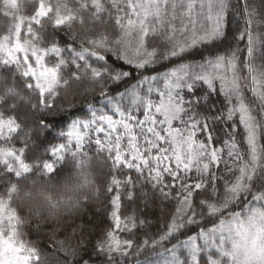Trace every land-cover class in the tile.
<instances>
[{
	"label": "snow or ice",
	"instance_id": "snow-or-ice-1",
	"mask_svg": "<svg viewBox=\"0 0 264 264\" xmlns=\"http://www.w3.org/2000/svg\"><path fill=\"white\" fill-rule=\"evenodd\" d=\"M21 6L0 0V17L15 21L0 24V264L47 260L23 238L29 221L16 199L38 231L100 190L110 222L92 247L104 264L142 253L152 264L157 248L155 264H264V0H23L28 15L17 16ZM233 16L243 23L235 31ZM119 62L143 74L114 93L130 76ZM85 81L93 87L84 92L99 88L105 103H88L87 118L44 144L61 93ZM213 93L220 107L209 104ZM217 123L227 127L219 139ZM88 145L110 161L99 182L87 171ZM69 156L75 175L54 197L40 181ZM157 198L172 210L139 240L150 222L138 204ZM200 222L212 227L177 240ZM74 238L56 242L65 264H87L84 241Z\"/></svg>",
	"mask_w": 264,
	"mask_h": 264
},
{
	"label": "trees",
	"instance_id": "trees-1",
	"mask_svg": "<svg viewBox=\"0 0 264 264\" xmlns=\"http://www.w3.org/2000/svg\"><path fill=\"white\" fill-rule=\"evenodd\" d=\"M22 6L19 12L16 13L17 16L28 15V10L23 6V0H21ZM261 0H257V3H260ZM15 21L11 17L4 19L0 17V24H11ZM232 31H235L237 27H243V23L240 20L239 16H233L231 23L229 25ZM57 40H61L62 36L57 35L55 37ZM63 39H67L63 37ZM235 45V42H232ZM240 47L243 49L244 45L241 44ZM205 56L208 55V52L203 53ZM115 57H113V60ZM196 59H199V55L196 56ZM117 67H122V70L129 71L130 76L126 83L121 84L119 88L113 89V92H123L125 88L130 85L134 86L136 81L139 80L143 73L137 71L134 66L123 64L119 62ZM156 69V72H163L166 70L165 67L160 65H153ZM156 72L152 74L155 75ZM88 87H93V85L87 83L86 81L79 85H72V88L67 92L61 93L60 100H57L56 110L52 113H49L47 116V123L49 125L47 135H41L40 140L44 144L49 143H59V133L61 131L67 130V125L73 119H83L87 118L89 114V109L87 107L88 103H94L97 108H100L105 101L98 99L99 88L96 89V92L85 93L84 89ZM223 99L222 96L218 97L213 93L209 104L214 103L216 107H220V102ZM34 102V101H33ZM63 102V103H62ZM69 104L72 107L69 108ZM64 109V110H62ZM41 118L40 113L35 114V119L39 120ZM29 120H32V117H29ZM217 128V138L223 136V132L219 131L221 128L227 130L225 125L220 123L216 124ZM40 141H35V144L30 145L33 148V151L36 152L37 147H39ZM219 146V145H217ZM86 151L89 154V168L87 171L91 174L90 178H95L98 182L105 178L110 170V161L107 159L106 152H100L95 148L94 145L86 146ZM33 153H29L31 157ZM38 155L43 154V147H39ZM62 165V166H61ZM61 165L56 166L55 174L45 177L41 180V183H48L50 185L53 196L55 197L60 191V186L65 179L75 175V166L72 161L71 156L67 157L66 162H61ZM38 179L36 176H30L29 180ZM3 183V182H0ZM2 191V189H0ZM107 200L106 194L103 190H100L96 193L95 197L90 199L87 203L81 204L80 208L77 209L73 214L69 215L64 213V216L59 221H46L41 222L39 230L37 231V223L35 219L29 220L27 214V206L23 204L19 199H16L12 204V207L18 208L20 210L21 219L29 221L25 223L22 227L24 233V239L29 241L31 244L35 245L40 249L41 253L47 257V260L44 261V264H65V258L62 252L59 251L57 246V241L66 240L70 235L75 233V238L73 243L78 240L83 239L86 251L82 248L81 255H83L84 260L87 264H104L106 257L103 255H98L94 250L92 245L97 241V234L103 231L108 223L110 218L108 216V209L106 207ZM130 207H136L132 205ZM172 210V206L168 201H161L159 198L153 202L151 199L147 201L139 202L137 215L146 221L150 222V225H146L135 235L139 240L145 238V233H148L149 236H152L153 233H157L159 229V224L164 219V213ZM63 211V209H62ZM211 223L200 222L197 224L189 225L188 229L191 231H185V235L181 236L177 233V240H186L188 235H195L200 229L211 228ZM82 230V231H81ZM126 238V237H125ZM177 240H173L168 244V247H171L172 244H176ZM157 254L159 256L163 255L162 249L157 248ZM158 255H152L148 257V260L155 264V261L158 258ZM71 259V258H69ZM120 264H145V254H141L139 257H123L118 258Z\"/></svg>",
	"mask_w": 264,
	"mask_h": 264
}]
</instances>
